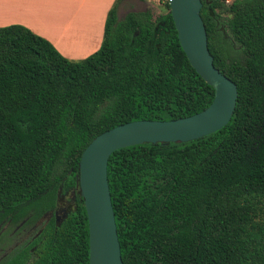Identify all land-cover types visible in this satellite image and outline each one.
I'll list each match as a JSON object with an SVG mask.
<instances>
[{
  "label": "trees",
  "instance_id": "trees-1",
  "mask_svg": "<svg viewBox=\"0 0 264 264\" xmlns=\"http://www.w3.org/2000/svg\"><path fill=\"white\" fill-rule=\"evenodd\" d=\"M120 1L100 47L82 59L24 25L0 27V207L54 194L59 184L78 187L82 151L108 129L211 103L214 89L189 63L168 0L157 18L143 10L118 20ZM201 2L213 64L237 87L235 109L199 139L110 155L123 264H264V0ZM80 197L52 237L53 264H88Z\"/></svg>",
  "mask_w": 264,
  "mask_h": 264
},
{
  "label": "water",
  "instance_id": "water-1",
  "mask_svg": "<svg viewBox=\"0 0 264 264\" xmlns=\"http://www.w3.org/2000/svg\"><path fill=\"white\" fill-rule=\"evenodd\" d=\"M179 43L195 71L213 87L202 111L173 120H134L97 135L78 162L79 191L88 222V264H123L107 177L110 155L143 143L189 142L224 127L237 99L236 84L213 64L200 15L201 0H168Z\"/></svg>",
  "mask_w": 264,
  "mask_h": 264
},
{
  "label": "crops",
  "instance_id": "crops-1",
  "mask_svg": "<svg viewBox=\"0 0 264 264\" xmlns=\"http://www.w3.org/2000/svg\"><path fill=\"white\" fill-rule=\"evenodd\" d=\"M114 1L0 0V27L24 25L48 39L63 56L82 59L100 47L105 19ZM125 1H120L118 8ZM59 35L65 36L64 40Z\"/></svg>",
  "mask_w": 264,
  "mask_h": 264
},
{
  "label": "flooded vegetation",
  "instance_id": "flooded-vegetation-1",
  "mask_svg": "<svg viewBox=\"0 0 264 264\" xmlns=\"http://www.w3.org/2000/svg\"><path fill=\"white\" fill-rule=\"evenodd\" d=\"M76 184H59L54 194L41 192L16 206L0 207V264H53L48 247L77 210L81 194Z\"/></svg>",
  "mask_w": 264,
  "mask_h": 264
},
{
  "label": "rangeland",
  "instance_id": "rangeland-1",
  "mask_svg": "<svg viewBox=\"0 0 264 264\" xmlns=\"http://www.w3.org/2000/svg\"><path fill=\"white\" fill-rule=\"evenodd\" d=\"M164 1L166 0H126L119 5L117 18L118 20H121L129 11L143 10H150L153 18H157L161 13L166 12V9L164 8ZM58 38L62 41L65 36L59 35Z\"/></svg>",
  "mask_w": 264,
  "mask_h": 264
},
{
  "label": "built area",
  "instance_id": "built-area-1",
  "mask_svg": "<svg viewBox=\"0 0 264 264\" xmlns=\"http://www.w3.org/2000/svg\"><path fill=\"white\" fill-rule=\"evenodd\" d=\"M231 0H225L226 3L230 2Z\"/></svg>",
  "mask_w": 264,
  "mask_h": 264
}]
</instances>
